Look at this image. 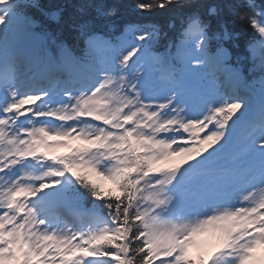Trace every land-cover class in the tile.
<instances>
[{
  "label": "snow or ice",
  "instance_id": "1",
  "mask_svg": "<svg viewBox=\"0 0 264 264\" xmlns=\"http://www.w3.org/2000/svg\"><path fill=\"white\" fill-rule=\"evenodd\" d=\"M133 6L0 0V264H264V0Z\"/></svg>",
  "mask_w": 264,
  "mask_h": 264
},
{
  "label": "trees",
  "instance_id": "2",
  "mask_svg": "<svg viewBox=\"0 0 264 264\" xmlns=\"http://www.w3.org/2000/svg\"><path fill=\"white\" fill-rule=\"evenodd\" d=\"M78 0H40V3L43 9L52 13L53 11H57L60 13L62 20L59 24L56 22H52V27L55 31L61 32L65 31L64 20L67 19L66 14H71L73 11V5H75ZM109 2L117 3L121 5L122 15L121 21H136L143 19H170L172 16L176 15V13L172 10H159L157 9L154 14L149 16L147 13L140 14L134 8L135 0H109ZM237 3H243L244 0H236ZM256 3L259 4L260 0H256ZM236 27L240 31V39H239V50L247 55V47L248 45L254 41L256 38V34L253 30L247 25L237 24Z\"/></svg>",
  "mask_w": 264,
  "mask_h": 264
},
{
  "label": "rangeland",
  "instance_id": "3",
  "mask_svg": "<svg viewBox=\"0 0 264 264\" xmlns=\"http://www.w3.org/2000/svg\"><path fill=\"white\" fill-rule=\"evenodd\" d=\"M67 151V149H56V152L59 153H63ZM104 187H105V191L107 192L108 190H114V186L110 183V182H104Z\"/></svg>",
  "mask_w": 264,
  "mask_h": 264
}]
</instances>
